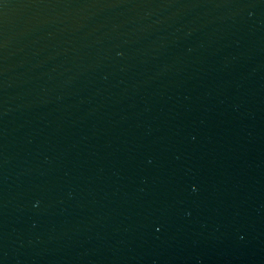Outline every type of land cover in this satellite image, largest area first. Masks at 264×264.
Listing matches in <instances>:
<instances>
[{
	"label": "water",
	"instance_id": "95a60500",
	"mask_svg": "<svg viewBox=\"0 0 264 264\" xmlns=\"http://www.w3.org/2000/svg\"><path fill=\"white\" fill-rule=\"evenodd\" d=\"M0 264H264V0H3Z\"/></svg>",
	"mask_w": 264,
	"mask_h": 264
},
{
	"label": "snow or ice",
	"instance_id": "6c2138e0",
	"mask_svg": "<svg viewBox=\"0 0 264 264\" xmlns=\"http://www.w3.org/2000/svg\"><path fill=\"white\" fill-rule=\"evenodd\" d=\"M0 3H3V0H0Z\"/></svg>",
	"mask_w": 264,
	"mask_h": 264
}]
</instances>
